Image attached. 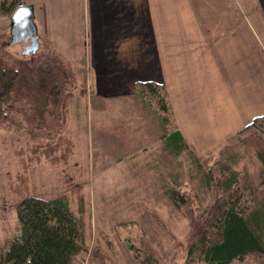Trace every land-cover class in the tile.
<instances>
[{"label":"rangeland","instance_id":"rangeland-1","mask_svg":"<svg viewBox=\"0 0 264 264\" xmlns=\"http://www.w3.org/2000/svg\"><path fill=\"white\" fill-rule=\"evenodd\" d=\"M25 1H34V22L41 31L50 0ZM60 11L63 28L73 31L72 23H78L73 10ZM8 29L9 18L0 17L2 54L25 61L22 43L7 46ZM74 73L76 86L60 128L0 129V241L18 233L15 206L22 197L61 196L86 229L87 250L74 264H184L188 215L196 216L210 201L203 172L215 175L223 162L254 186L260 182L252 134L229 141L220 152L196 154L201 163L186 151L171 154L161 143L160 118L166 120L165 130L173 125L168 113L134 95L103 99L93 108V92L82 82L83 74ZM173 188L188 197L189 207L177 209L170 202L167 191ZM232 264H264V257Z\"/></svg>","mask_w":264,"mask_h":264},{"label":"crops","instance_id":"crops-1","mask_svg":"<svg viewBox=\"0 0 264 264\" xmlns=\"http://www.w3.org/2000/svg\"><path fill=\"white\" fill-rule=\"evenodd\" d=\"M60 3H45L38 35L102 100L132 97L136 82L163 84L197 155L264 116V0ZM65 7L77 18L73 31L59 21Z\"/></svg>","mask_w":264,"mask_h":264},{"label":"trees","instance_id":"trees-1","mask_svg":"<svg viewBox=\"0 0 264 264\" xmlns=\"http://www.w3.org/2000/svg\"><path fill=\"white\" fill-rule=\"evenodd\" d=\"M23 2L0 0V17H9ZM3 33L0 30V42ZM38 43L36 53L25 61H9L0 45V129L17 130L25 124L33 130L42 127L55 131L67 119L75 73L44 36L38 37ZM134 96L172 117L173 125L166 130V120L160 118L165 151L176 155L186 151L201 163L175 127L164 85L136 82ZM40 98L42 106L38 105ZM98 100L103 101L93 94V108ZM245 134H252V142L258 146L260 182L254 186L223 162L215 175L210 169L203 172L210 201L198 209L196 216L188 215L190 233L184 264H232L252 255L264 257V116L204 154L221 148L220 152L229 141ZM167 197L177 209L189 207L188 197L175 188L167 191ZM15 215L18 233L0 241V264H74L87 250L83 219L70 209L64 197L25 195L16 204Z\"/></svg>","mask_w":264,"mask_h":264},{"label":"water","instance_id":"water-1","mask_svg":"<svg viewBox=\"0 0 264 264\" xmlns=\"http://www.w3.org/2000/svg\"><path fill=\"white\" fill-rule=\"evenodd\" d=\"M23 44L21 54L28 56L38 50V32L34 22V10L30 4H22L9 16V40L7 46Z\"/></svg>","mask_w":264,"mask_h":264}]
</instances>
